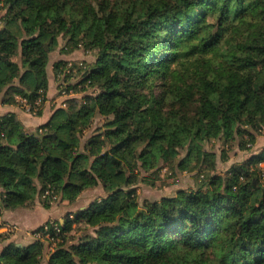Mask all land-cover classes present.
Masks as SVG:
<instances>
[{
  "label": "trees",
  "instance_id": "obj_1",
  "mask_svg": "<svg viewBox=\"0 0 264 264\" xmlns=\"http://www.w3.org/2000/svg\"><path fill=\"white\" fill-rule=\"evenodd\" d=\"M0 7L3 101L33 109L42 96L41 114L50 51L60 41L91 56L53 62L65 99L46 122L26 130L0 115V209L104 190L58 219V233L6 244L0 264H264V148L216 172L264 134V0ZM216 140L219 153L206 147ZM162 167L197 170L202 183L141 202L138 183L154 184Z\"/></svg>",
  "mask_w": 264,
  "mask_h": 264
},
{
  "label": "crops",
  "instance_id": "obj_2",
  "mask_svg": "<svg viewBox=\"0 0 264 264\" xmlns=\"http://www.w3.org/2000/svg\"><path fill=\"white\" fill-rule=\"evenodd\" d=\"M2 14L3 9L0 7V17ZM59 43L60 44L49 53V61L46 67L48 86L46 91V100L42 105L41 114L36 115L27 112L21 103L20 97L16 96L17 102L15 103L3 101L5 96L3 92L0 94V115L7 112H13L26 130H33L35 127L46 122L51 117L54 108L59 106L61 101L65 99V96H61L58 91V83L52 70L53 62L59 58H63L65 60L91 59V56L85 54L81 49L73 50L70 53L61 52L60 47L62 44L60 41ZM15 61L18 63L20 62L19 56L15 57ZM262 148H264V134L257 136L256 142L250 151L258 152ZM1 191L2 188L0 186V192ZM101 191L104 190L103 186L100 184L94 188L84 190L75 202L69 203L68 201H58L49 207H45L41 201L37 199L35 203L30 206L1 210V219L5 222L16 224L18 229L10 234L7 239L0 242V251L10 242H14L19 245L29 244L33 241L31 233L36 227L45 223L49 218L56 219L57 217V219L62 220L67 213L73 214L77 206L81 209L86 207L80 204V200L84 197H90L92 194H95V192H97L96 194H99ZM60 211H63V213H60Z\"/></svg>",
  "mask_w": 264,
  "mask_h": 264
},
{
  "label": "rangeland",
  "instance_id": "obj_3",
  "mask_svg": "<svg viewBox=\"0 0 264 264\" xmlns=\"http://www.w3.org/2000/svg\"><path fill=\"white\" fill-rule=\"evenodd\" d=\"M80 96V95H79ZM62 102V101H61ZM214 145H210V143L206 144V147H212L213 150L219 151L218 147L220 145V141H213ZM212 144V143H211ZM263 149V148H262ZM219 153V152H218ZM251 151H246V150H241L238 148H233L230 150L228 153V160L227 161H218L216 165V172H225V170L233 163L237 162H242L248 158L250 155ZM261 166H264V162L260 163ZM167 168V169H166ZM169 167H162L159 173V176L154 180V184H145L143 182L138 183L136 187L137 194L139 196V200L142 202L145 199H150V200H156L160 199L162 196L165 195H173L175 190L180 187H196L200 183H202V175L200 172L199 174L197 173V170H176L177 173H174L173 170L170 171L171 169ZM264 170V168H263ZM264 173V172H263ZM262 182L264 184V175ZM92 194L90 197H84L80 200V204L87 206L92 200H94L96 197L101 196L104 194V191H101L99 194ZM90 201V202H89ZM58 202V201H56ZM54 202V203H56ZM52 203V204H54ZM60 204V203H58ZM79 208L78 206L76 207L75 211H77ZM65 210V209H64ZM65 212V211H64ZM60 213H63V211H60ZM57 219V217H56ZM75 231L76 228H75ZM74 232H71L73 234ZM76 234V233H75ZM72 235V236H75ZM48 257V256H47ZM45 263V262H44Z\"/></svg>",
  "mask_w": 264,
  "mask_h": 264
},
{
  "label": "built area",
  "instance_id": "obj_4",
  "mask_svg": "<svg viewBox=\"0 0 264 264\" xmlns=\"http://www.w3.org/2000/svg\"><path fill=\"white\" fill-rule=\"evenodd\" d=\"M70 63V62H69ZM73 71H75V68L73 69ZM61 96H65L64 91L61 92ZM21 103L23 104V106L25 107L27 112H30L31 114H35V111L37 110L38 106L42 103V96H40L36 101H35V107H33V109H30V104L26 101L25 98H20ZM62 105H64V101H62L61 103ZM48 193V190L45 191V194ZM44 197V195H43ZM56 197V196H54ZM0 214H1V209H0ZM73 215L70 214V217H72ZM58 219H54V218H49L46 222H48L44 225V232L42 231H37V232H32V238H40L43 235L48 237L49 236V232H48V228L50 226H52L53 231H55V233H58L60 231V227L58 225ZM62 221V220H60ZM18 229V226L14 223H9V222H5L1 219L0 217V242H2L3 240L7 239V237L12 234L14 231H16ZM52 240V238H51Z\"/></svg>",
  "mask_w": 264,
  "mask_h": 264
}]
</instances>
